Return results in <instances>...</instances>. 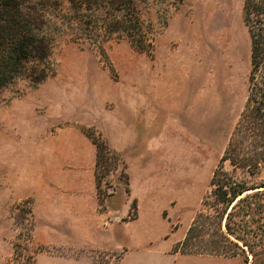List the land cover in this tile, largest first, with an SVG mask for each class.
Returning <instances> with one entry per match:
<instances>
[{
    "label": "rangeland",
    "instance_id": "374dc122",
    "mask_svg": "<svg viewBox=\"0 0 264 264\" xmlns=\"http://www.w3.org/2000/svg\"><path fill=\"white\" fill-rule=\"evenodd\" d=\"M134 1L150 27L148 52L120 33L75 41L71 0H22L52 42V75L0 88V264H115L88 241L98 230L74 229L72 204L94 193L102 212L114 195L125 212L136 198L128 182L136 190L150 182L151 206L130 231L157 235L172 221L170 237L179 238L198 212L211 214L208 224L215 219L211 179L249 91L244 0ZM91 6L82 26L106 15ZM91 131L127 163L128 175L120 167L104 177L103 202ZM135 206L122 220L136 216ZM208 224L206 241L217 230ZM217 258L197 263L248 264L245 255Z\"/></svg>",
    "mask_w": 264,
    "mask_h": 264
},
{
    "label": "trees",
    "instance_id": "16d2710c",
    "mask_svg": "<svg viewBox=\"0 0 264 264\" xmlns=\"http://www.w3.org/2000/svg\"><path fill=\"white\" fill-rule=\"evenodd\" d=\"M78 1L71 0L76 12L75 41L97 43L98 37L110 32L122 34L139 50L148 52L152 47L149 24L141 18L134 0ZM94 1L102 9L107 8L106 2L109 10L104 9L106 15L94 23L82 26L80 22L88 17ZM243 18L251 41L249 91L211 179L210 194L217 201L215 219L208 224L211 214L198 212L175 251L218 257L245 255L248 264H264V179L259 178L264 171V0H244ZM51 53L52 42L43 32L41 16L27 10L22 0H0V88L18 78L44 81L52 75ZM88 136L97 148L95 177L103 202L104 177L120 167L122 174L128 175L127 163L101 134L91 131ZM226 162L231 170L225 168ZM133 205L137 207L136 199ZM212 223L217 224V230L211 240H202L210 231L207 224Z\"/></svg>",
    "mask_w": 264,
    "mask_h": 264
},
{
    "label": "crops",
    "instance_id": "0c3cea01",
    "mask_svg": "<svg viewBox=\"0 0 264 264\" xmlns=\"http://www.w3.org/2000/svg\"><path fill=\"white\" fill-rule=\"evenodd\" d=\"M162 93L166 94V90H162ZM175 97L179 101V97L177 95ZM116 131H123L122 121L116 122ZM129 184L132 194L136 197L134 199L137 201V214L134 218L122 220L123 217L129 216L132 205L129 204L127 211L123 212L116 204L111 202L114 195L108 197L105 202L107 210L100 212L98 209V198L96 194L91 193L90 198L78 196L79 200L75 197L78 201H74L72 204L74 207V212L72 213L74 229L98 230L99 237L94 236L93 233L86 237L88 241L98 243V247L105 251L108 258L116 257L117 261L115 264H198V261L218 259V256L175 251V247L184 239L187 231L179 238H171L170 231H174L175 227L170 220H168L170 221V227L157 235H152L150 232L139 233L130 231L132 224L139 222L141 219L144 221L142 217L144 207L149 210L151 206L147 205L150 182H141L140 190H136L134 182ZM162 218L165 219L164 216Z\"/></svg>",
    "mask_w": 264,
    "mask_h": 264
}]
</instances>
